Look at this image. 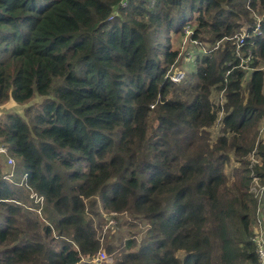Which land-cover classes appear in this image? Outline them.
<instances>
[{"label":"trees","instance_id":"1","mask_svg":"<svg viewBox=\"0 0 264 264\" xmlns=\"http://www.w3.org/2000/svg\"><path fill=\"white\" fill-rule=\"evenodd\" d=\"M121 1L0 0V264H94L102 212L145 227L114 264H256L264 0ZM186 26L209 51L173 83Z\"/></svg>","mask_w":264,"mask_h":264},{"label":"rangeland","instance_id":"2","mask_svg":"<svg viewBox=\"0 0 264 264\" xmlns=\"http://www.w3.org/2000/svg\"><path fill=\"white\" fill-rule=\"evenodd\" d=\"M182 40V38L181 40L178 39L175 44V46L180 50V55L176 66H178L179 68H183L185 72L188 73L194 70V65L185 62L184 55H186V52L189 51L191 47L193 48L194 52L197 50L190 42H188V40H186L184 44H182ZM11 111L17 112L22 115L24 112V107L11 101L0 109V114H4ZM260 127V137L264 139V125H261ZM217 132L218 128L216 127L213 131V138L216 136ZM0 165H2L5 170L9 169V166L5 162V159L1 156ZM259 195L261 196L262 193L259 192ZM258 207V212L255 214V218L257 217V223L254 228V232L258 231L261 227L264 235V207L261 204H259ZM127 219L128 215L126 212L116 214H114L113 212H102L101 215L99 214L98 216L94 217L93 224L96 227L98 236L101 240V249L104 250L107 256V261H104L105 263L101 262L99 264H114L117 253L123 249V243L129 238H135L138 240L141 237V231H143L145 227L140 226L139 229L134 226L129 227L128 223L124 221ZM138 230L141 231L139 232ZM105 243L114 246L111 252H107V250L105 249ZM135 249L137 248H134L133 250ZM177 256L179 258H182L184 256V252L181 250L178 251Z\"/></svg>","mask_w":264,"mask_h":264},{"label":"built area","instance_id":"3","mask_svg":"<svg viewBox=\"0 0 264 264\" xmlns=\"http://www.w3.org/2000/svg\"><path fill=\"white\" fill-rule=\"evenodd\" d=\"M125 5H126V0H122L121 6L123 7ZM191 30L192 29L188 26L184 28V33H183L184 36H183L182 44H184V42L188 40V42H190L194 46V48H196L197 51L194 52L193 48L191 47V49L186 52V55H184L185 62L194 65L197 61L198 54L206 53L209 50L206 49L205 46L200 41L190 39V36L192 34ZM254 31H257V32L259 31V21L256 22ZM246 37H247L246 28L243 27L239 34L234 35V37L230 38L229 40L234 41V44H235L234 55L235 57L240 59V66L244 70L248 71L250 69L249 62L252 60V54L248 50L247 53L243 55L242 50H241V48L243 47L245 43L244 39ZM217 44L213 48H216ZM179 55H180V52H179ZM179 55H178V58H179ZM178 58L175 61V63L168 69L166 73V78H168L173 83H180L181 81H183L186 75V72L183 68L181 67L179 68L178 66H176V63L178 62ZM0 155H3V157L6 158V163L9 166V169L5 170L4 172V177L10 179L14 175L15 161L13 157L9 154L8 148L4 145H0ZM113 213L116 214L115 212ZM252 241L255 244L256 264H264V235H263V231L261 227L258 231L255 232V235L252 238ZM90 261L94 264H99L101 262L107 261V256L104 250L99 249V251L90 258Z\"/></svg>","mask_w":264,"mask_h":264}]
</instances>
